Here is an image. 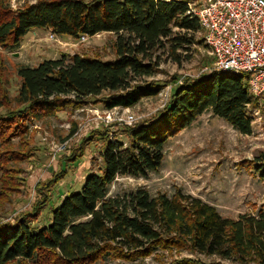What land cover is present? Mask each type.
I'll return each mask as SVG.
<instances>
[{"label": "trees", "instance_id": "1", "mask_svg": "<svg viewBox=\"0 0 264 264\" xmlns=\"http://www.w3.org/2000/svg\"><path fill=\"white\" fill-rule=\"evenodd\" d=\"M189 2L35 0L12 10L9 0H0V45L8 49L18 48L22 38L38 28L75 39L101 32L115 35L113 59L75 52L44 58L33 66L21 64L12 97L0 80V213L12 194L22 190L19 163H35L29 145L31 122L66 106L80 107L88 98L113 108L131 107L143 97L155 96L163 84L142 80L158 71L155 52L168 45V53L179 59L178 49L204 42L197 17L187 12ZM169 98L154 116L118 127L111 138L108 129L97 124L69 154L62 153L47 182L36 185L38 198L31 210L21 211L14 221L0 222V264H90L107 257L134 260L157 250L182 248L236 264H264L263 210L225 217L180 188L171 195H152L144 187L108 195L110 183L119 175L147 177L157 171L166 140L205 110L241 134L251 133L249 109L258 106L264 93L252 95L246 75L212 70L176 84ZM69 130L63 139L75 134V121ZM118 134L126 141H117ZM97 139L102 143L101 168L87 173L80 188L55 205L53 187L67 174L65 162L75 163ZM251 163L263 179L264 149ZM48 203L49 223L33 225ZM170 264L221 263L184 257Z\"/></svg>", "mask_w": 264, "mask_h": 264}, {"label": "rangeland", "instance_id": "2", "mask_svg": "<svg viewBox=\"0 0 264 264\" xmlns=\"http://www.w3.org/2000/svg\"><path fill=\"white\" fill-rule=\"evenodd\" d=\"M33 1L35 0H9V3L14 10ZM189 1L192 7H197L201 2ZM50 33L51 30L44 28L32 29L22 38L20 46L15 50L0 45L1 88L8 91L9 96L12 97L16 93L20 81L16 69L21 64L33 66L44 58L57 59L62 53L72 55L75 52L95 54L104 59L114 58L112 45L115 35L112 33L101 32L94 36H86L84 40L68 36L50 38ZM201 35L197 33L196 38H200ZM176 52L180 55L179 59L168 53L166 45L153 55L159 61L158 71L142 80H155L161 82L163 86L155 96L143 97L130 107L137 122L151 118L164 107L176 84L206 74L207 70L200 73L212 64L204 42L201 45L192 44L187 50L178 49ZM93 99L88 98V103L80 107L71 109L66 106L53 115L30 121L29 131L32 139L29 145L34 148L35 163L33 165L29 160L19 163L22 169L20 174L24 180L20 187L22 190L12 194L10 204H5L0 213V222L14 221L21 211L31 210L34 200L38 198L36 185L47 182L52 172L59 167V156L62 153L69 154L97 124L109 132L123 126L109 127L96 120V112L101 114L103 107L100 103H94ZM249 110L252 116V132L247 135L232 128L211 111H203L187 127L178 130L166 140L163 145L164 158L157 171L149 172L147 177L119 175L110 183L108 195L120 194L137 187L146 188L152 195L163 192L171 195L180 188L184 193L213 205L217 212L225 217L235 219L241 213L256 214L258 210L264 211V178L258 176L251 163L264 149V98L258 99V106ZM74 121L75 134L63 139ZM64 140L66 146L51 158L52 152ZM116 140L125 142L126 138L118 134ZM17 141L15 139L16 143ZM101 144L99 139L92 141L83 156L75 163L65 162L67 174L53 187L52 199L55 205H59L60 199L66 194L77 191L87 173L97 172L101 168ZM50 206L48 203L42 209L33 225L43 226L49 223L47 215ZM184 257L196 258L203 263L216 260L221 264H236L214 256L191 254L183 248L157 250L134 260L107 257L105 260L90 264H170Z\"/></svg>", "mask_w": 264, "mask_h": 264}, {"label": "built area", "instance_id": "3", "mask_svg": "<svg viewBox=\"0 0 264 264\" xmlns=\"http://www.w3.org/2000/svg\"><path fill=\"white\" fill-rule=\"evenodd\" d=\"M188 6L187 12L197 17L212 59L200 74L205 70L243 74L252 95L264 93V0H201L197 7ZM49 36L56 35L51 31ZM96 120L109 127L137 123L130 107L122 106L103 108L101 114L96 112ZM113 133L109 132L110 138ZM65 141L51 158L66 146Z\"/></svg>", "mask_w": 264, "mask_h": 264}, {"label": "crops", "instance_id": "4", "mask_svg": "<svg viewBox=\"0 0 264 264\" xmlns=\"http://www.w3.org/2000/svg\"><path fill=\"white\" fill-rule=\"evenodd\" d=\"M26 36V35H25ZM61 37H66V36H61Z\"/></svg>", "mask_w": 264, "mask_h": 264}]
</instances>
